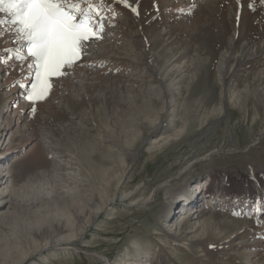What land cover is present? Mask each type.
I'll return each mask as SVG.
<instances>
[{"label":"rangeland","instance_id":"374dc122","mask_svg":"<svg viewBox=\"0 0 264 264\" xmlns=\"http://www.w3.org/2000/svg\"><path fill=\"white\" fill-rule=\"evenodd\" d=\"M129 3L35 105L0 13V264H264V3Z\"/></svg>","mask_w":264,"mask_h":264},{"label":"snow or ice","instance_id":"6c2138e0","mask_svg":"<svg viewBox=\"0 0 264 264\" xmlns=\"http://www.w3.org/2000/svg\"><path fill=\"white\" fill-rule=\"evenodd\" d=\"M118 2L138 14L129 0ZM104 7V0H0V13L15 26L17 38L26 42L27 58L32 60L28 67L35 68V80L26 96L32 105L48 97L52 78L66 75L67 69L88 54L89 42L102 39L103 18L95 17H100ZM16 58L25 59L19 53Z\"/></svg>","mask_w":264,"mask_h":264},{"label":"bare ground","instance_id":"6f19581e","mask_svg":"<svg viewBox=\"0 0 264 264\" xmlns=\"http://www.w3.org/2000/svg\"><path fill=\"white\" fill-rule=\"evenodd\" d=\"M231 8V7H230ZM232 15V14H231ZM233 16H235V14H233ZM10 28V27H9ZM234 28V27H233ZM232 30V29H231ZM236 31V30H235ZM233 35H232V40L234 39V37H235V33H232ZM229 41H230V38H229ZM229 41H227V42H229ZM240 47H241V52H240V56H241V58H242V60H246V59H250V58H252V57H254L255 55H256V51H253V49H250L251 47H248L247 46V43H241V45H240ZM218 71L220 72V73H224V70H223V66L220 64V65H218ZM264 133V129L260 132V135H259V137L261 136V134H263ZM255 140H258V138L256 137V138H254L251 142H250V144L248 145V146H246L245 148H248V147H250V146H252L253 145V143H255ZM189 214H191V213H188V215ZM194 217V216H193ZM187 222V221H186Z\"/></svg>","mask_w":264,"mask_h":264}]
</instances>
